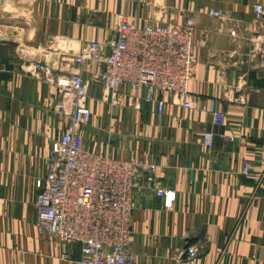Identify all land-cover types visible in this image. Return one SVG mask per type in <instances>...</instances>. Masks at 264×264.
<instances>
[{
	"label": "crops",
	"instance_id": "obj_1",
	"mask_svg": "<svg viewBox=\"0 0 264 264\" xmlns=\"http://www.w3.org/2000/svg\"><path fill=\"white\" fill-rule=\"evenodd\" d=\"M255 4L264 8V0H0V264H75L78 255L76 244L34 224L48 151L66 125L53 107L54 77L86 42L108 40L123 16L139 24L186 15L195 18L192 105L165 94L160 110L127 86L113 103L92 62L84 69L92 116L83 141L101 154L156 162V181L173 191L167 200L143 178L133 187L136 264H264V70L256 48L263 19ZM209 100L225 111V125L210 122ZM207 129L215 132L210 147L202 144ZM189 244L199 251L191 259Z\"/></svg>",
	"mask_w": 264,
	"mask_h": 264
},
{
	"label": "built area",
	"instance_id": "obj_2",
	"mask_svg": "<svg viewBox=\"0 0 264 264\" xmlns=\"http://www.w3.org/2000/svg\"><path fill=\"white\" fill-rule=\"evenodd\" d=\"M253 8L256 17L263 19L256 48L258 66L264 70V8L261 4ZM208 14L221 17L224 13L210 8ZM194 30L192 15L160 22L144 19L139 24L123 16L108 40L86 42L72 57L74 65L65 64V70L54 77L57 98L53 107L66 125L48 151L45 177L33 202L34 224L39 234L60 244H76L75 264H136L130 239L131 193L139 178L157 195L167 200L173 197V191L165 190L155 179L156 162L116 158L85 146L81 129L92 116L85 67L92 62L101 65L94 76L113 103L127 86L135 93L142 91L148 101L156 100L160 110L163 100L159 96L165 94L190 107L189 85L197 72ZM36 65L49 80L47 66ZM206 108L213 125H225L226 113L214 100ZM214 135L213 130H205L203 146H212ZM228 137L233 139V135ZM242 171L249 172L247 162ZM185 252L190 259L199 254L193 244ZM63 258L71 259V253L64 252Z\"/></svg>",
	"mask_w": 264,
	"mask_h": 264
},
{
	"label": "water",
	"instance_id": "obj_3",
	"mask_svg": "<svg viewBox=\"0 0 264 264\" xmlns=\"http://www.w3.org/2000/svg\"><path fill=\"white\" fill-rule=\"evenodd\" d=\"M7 13V12H6ZM13 14H15V15H17V16H21V15H23L24 17H26V15L25 14H22V13H18V12H15V13H13ZM7 15V14H6Z\"/></svg>",
	"mask_w": 264,
	"mask_h": 264
},
{
	"label": "bare ground",
	"instance_id": "obj_4",
	"mask_svg": "<svg viewBox=\"0 0 264 264\" xmlns=\"http://www.w3.org/2000/svg\"><path fill=\"white\" fill-rule=\"evenodd\" d=\"M6 6H7V5H6ZM6 6H5V7H6ZM9 12H11V11H9ZM64 65H65V64H64Z\"/></svg>",
	"mask_w": 264,
	"mask_h": 264
}]
</instances>
